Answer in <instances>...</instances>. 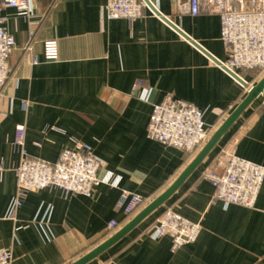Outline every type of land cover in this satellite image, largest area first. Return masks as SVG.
I'll return each mask as SVG.
<instances>
[{
  "label": "crops",
  "instance_id": "obj_1",
  "mask_svg": "<svg viewBox=\"0 0 264 264\" xmlns=\"http://www.w3.org/2000/svg\"><path fill=\"white\" fill-rule=\"evenodd\" d=\"M152 1L216 60L226 61L218 16L192 17L172 0ZM107 4L35 0L29 13L2 12L16 43L9 58L11 78L0 94V249L13 253L12 264H73L174 183L200 151L190 155L148 138L155 105L167 99L193 104L213 135L264 76L243 71L250 85L243 89L157 14L146 10L134 21L109 20ZM50 41L58 45L57 61L45 58ZM137 82L149 91L147 100L133 92ZM18 126L25 128L23 148L31 159L54 164L64 150L89 145L103 163L94 195L33 192L22 200L16 221L9 220L18 198L15 168L22 160ZM232 145L238 157L264 167V95L159 211L90 264H264V184L249 209L214 202V187L203 177ZM124 192L146 202L132 217L121 204ZM167 210L202 226L195 243L172 252L170 238L152 237ZM112 221L119 223L113 233Z\"/></svg>",
  "mask_w": 264,
  "mask_h": 264
},
{
  "label": "built area",
  "instance_id": "obj_2",
  "mask_svg": "<svg viewBox=\"0 0 264 264\" xmlns=\"http://www.w3.org/2000/svg\"><path fill=\"white\" fill-rule=\"evenodd\" d=\"M35 0H2L0 2V94L11 78L9 58L16 46L8 34L2 12L5 8L29 13ZM157 10L155 2L149 0ZM176 7L192 17L215 15L221 20V40L226 61L222 66L242 78L243 71L264 75V0H172ZM149 10L144 0H108L105 16L109 20L142 18ZM29 50V48H27ZM47 61L58 60V45L55 41L45 44ZM237 82V81H236ZM238 83V82H237ZM239 84V83H238ZM241 88L244 87L239 84ZM250 86V85H249ZM133 92L142 100L148 99L149 91L141 82L133 86ZM27 103H23L24 109ZM150 140L163 148H173L196 155L210 140L203 113L193 104L182 100L167 99L155 105L147 129ZM25 128L17 127L16 145L21 149L22 160L15 168L17 173L18 198L12 203L8 219L16 221L22 200L30 193L57 189L65 196L90 198L101 184L99 177L103 167L93 149L87 144H76L72 150H64L56 163L29 158L23 148ZM0 167V173L2 172ZM203 177L214 187V202L226 206L237 205L254 209L264 184V167L237 156L232 145L223 150L214 163L205 170ZM145 199L137 194L124 192L121 204L127 217L134 216L145 206ZM119 223L112 221L109 231L116 232ZM202 226L192 223L172 210H167L158 220L151 235L153 238H170L172 252L195 243ZM13 253L0 249V264H12Z\"/></svg>",
  "mask_w": 264,
  "mask_h": 264
},
{
  "label": "water",
  "instance_id": "obj_3",
  "mask_svg": "<svg viewBox=\"0 0 264 264\" xmlns=\"http://www.w3.org/2000/svg\"><path fill=\"white\" fill-rule=\"evenodd\" d=\"M152 11L160 16L166 23L173 27L181 36L191 41V43L204 52L215 63L222 65L221 62L216 60L211 54L204 50L196 41L192 40L182 30H180L174 23L168 18L162 16L151 4L149 0H144ZM225 69V68H224ZM226 70V69H225ZM227 71V70H226ZM239 84L244 88L249 89V85L239 76L228 72ZM264 95V76L253 87L248 90V94L244 100L237 106V108L230 114L225 122L218 128V130L211 136L208 143L200 150L194 160L189 166L179 175L174 183L153 202L142 209L127 225L116 232L111 238L95 248L89 254L74 262L73 264H90L91 262L99 259L104 253L113 248L116 244L122 241L130 233H132L137 227H139L145 220L159 211L181 188V186L189 179V177L203 164L208 156L213 152L217 145L221 142L224 136L229 130L237 123V121L243 116L247 109L260 97Z\"/></svg>",
  "mask_w": 264,
  "mask_h": 264
}]
</instances>
